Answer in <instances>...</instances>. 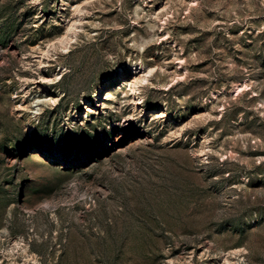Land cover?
Wrapping results in <instances>:
<instances>
[{"label": "rangeland", "instance_id": "rangeland-1", "mask_svg": "<svg viewBox=\"0 0 264 264\" xmlns=\"http://www.w3.org/2000/svg\"><path fill=\"white\" fill-rule=\"evenodd\" d=\"M82 1L0 0V264H264V0H95L40 56Z\"/></svg>", "mask_w": 264, "mask_h": 264}, {"label": "bare ground", "instance_id": "bare-ground-1", "mask_svg": "<svg viewBox=\"0 0 264 264\" xmlns=\"http://www.w3.org/2000/svg\"><path fill=\"white\" fill-rule=\"evenodd\" d=\"M93 1H95V0H84L81 3L76 4L74 6L72 13H71L69 19L67 20V25H66V28L63 31V33L57 39H55L52 42H50L49 44H47L46 48L44 50H40L39 51L40 56L44 57L45 59H48V57H50L51 55L56 54L58 49H60V50L69 49L70 44H72L76 40L77 33H78L79 29H81V26H82V20H84V18L82 17V13H81L83 10L82 7L92 4ZM153 70L154 69H152L149 66H140L138 71H135L134 73H132L130 75V77L122 79L120 81V85L126 86L132 93L131 95L128 94L129 95L128 101L132 105L133 109L136 106V102H133V100H135V98H134L135 92L138 93L140 91V87L144 84V82L148 81V77L153 74ZM57 75L58 74H56L52 78H50V77L46 78L45 76H41L40 78H42L43 81H52L56 78ZM118 88H120V87H118ZM238 90H240V89L238 87H236L235 92ZM111 93L106 92L105 93L106 96H105L104 100L105 99L108 100L110 97H112ZM56 101H57V98L54 96H51V95H44L43 97H38V96L36 97L35 96L32 99L30 107L33 111V114L36 115V114H40L43 111L44 107H46V106L50 107V106L54 105L56 103ZM104 106H105L104 103L97 102V104L94 106H92V105L87 106L85 110H86V113L87 112H97L98 111L97 107L103 108ZM14 245H16V244L13 242V247H14ZM29 262H35V261L31 257L24 260V264H28Z\"/></svg>", "mask_w": 264, "mask_h": 264}]
</instances>
